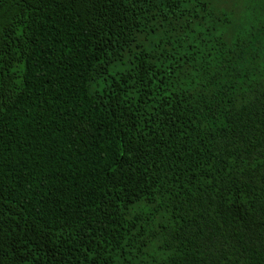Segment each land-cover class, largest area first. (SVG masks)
<instances>
[{
	"label": "trees",
	"instance_id": "trees-1",
	"mask_svg": "<svg viewBox=\"0 0 264 264\" xmlns=\"http://www.w3.org/2000/svg\"><path fill=\"white\" fill-rule=\"evenodd\" d=\"M0 264H264V0H0Z\"/></svg>",
	"mask_w": 264,
	"mask_h": 264
}]
</instances>
